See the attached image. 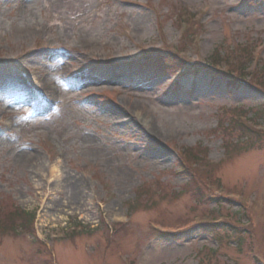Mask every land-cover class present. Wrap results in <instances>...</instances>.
<instances>
[{
	"label": "rangeland",
	"instance_id": "rangeland-1",
	"mask_svg": "<svg viewBox=\"0 0 264 264\" xmlns=\"http://www.w3.org/2000/svg\"><path fill=\"white\" fill-rule=\"evenodd\" d=\"M15 2L0 0V107H11L21 117L8 132L0 124V207L35 211L39 235L54 256L39 253L30 231L4 232L0 264H51L53 259L119 264L101 218L108 224L109 215L126 210L143 186L149 188L147 198L140 199L144 206L134 208L127 232L117 237L132 264H264V136L211 171L218 186L241 194L237 202L206 201V192L204 201L196 200L186 174L174 173L183 149L199 144L207 161H217L224 156L222 140L240 138L225 127L231 112L222 109L245 110L240 115L264 126V116L254 113L264 100L263 89L235 72L237 87L210 73L173 79L131 63L162 41L175 47V27L190 12L204 25L198 45L190 47L192 60L197 57L215 72L214 50L238 65L234 51L239 48L248 54L252 49L264 61V49H254L264 41V0H27L14 14ZM51 14L61 25L59 51L41 49L35 34L10 37L11 28L42 24ZM48 80L58 83L56 93L49 95ZM44 96L55 104L47 114L39 113ZM26 113L37 116L26 119ZM48 136L54 138L53 149ZM74 184L82 190L72 192ZM249 200L254 226L244 228L248 218L240 202ZM207 211L219 219L235 213L232 220L244 235L237 240L220 229L210 233L194 227L164 238L147 225L155 219L173 227ZM77 223L83 232L55 238ZM70 253L82 260H71Z\"/></svg>",
	"mask_w": 264,
	"mask_h": 264
},
{
	"label": "trees",
	"instance_id": "trees-1",
	"mask_svg": "<svg viewBox=\"0 0 264 264\" xmlns=\"http://www.w3.org/2000/svg\"><path fill=\"white\" fill-rule=\"evenodd\" d=\"M236 127L240 128V131L250 140V142H253L256 139L260 138V134L248 132L247 130L243 129L242 127L235 125ZM246 139V138H245ZM247 140V139H246ZM32 215L20 210L18 208H14V210L11 213V224L15 226V228H22L23 225L25 227H29L31 223ZM7 228V227H6Z\"/></svg>",
	"mask_w": 264,
	"mask_h": 264
},
{
	"label": "bare ground",
	"instance_id": "bare-ground-1",
	"mask_svg": "<svg viewBox=\"0 0 264 264\" xmlns=\"http://www.w3.org/2000/svg\"><path fill=\"white\" fill-rule=\"evenodd\" d=\"M77 186V187H76ZM77 188H79L80 190H82V188L80 187V184H74L73 185V187H72V192L73 191H75V190H77ZM69 257H70V259L71 260H73V261H80V260H82V258H80L79 256H77L76 254H74V253H70L69 254Z\"/></svg>",
	"mask_w": 264,
	"mask_h": 264
}]
</instances>
